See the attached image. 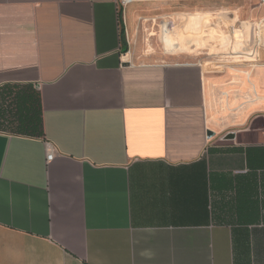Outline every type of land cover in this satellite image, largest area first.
I'll return each instance as SVG.
<instances>
[{"label":"crops","instance_id":"crops-1","mask_svg":"<svg viewBox=\"0 0 264 264\" xmlns=\"http://www.w3.org/2000/svg\"><path fill=\"white\" fill-rule=\"evenodd\" d=\"M120 1L0 0V264H264L263 65L143 60L210 13Z\"/></svg>","mask_w":264,"mask_h":264},{"label":"rangeland","instance_id":"rangeland-1","mask_svg":"<svg viewBox=\"0 0 264 264\" xmlns=\"http://www.w3.org/2000/svg\"><path fill=\"white\" fill-rule=\"evenodd\" d=\"M203 3L204 12L211 14L212 1L203 0ZM237 4L233 0H221L218 4L220 12H216L215 19L207 14L197 24L192 22V18L197 14H189L181 20L173 18L171 26H168L172 30L168 38L170 44L167 45H161L152 40V36H156V34L164 36L163 32L158 30L161 26H153L152 30L147 28L145 38L149 34L153 35L149 36L148 40L137 49L139 55L147 61L163 60L165 62L194 63L205 70L207 69L205 66L215 67L214 65H217L211 71L241 67L251 69L261 65L264 69V20L263 29L257 35L251 25H242V22L252 24L257 23V20L248 22L242 16L239 22L232 23ZM214 7L215 11H218L217 4H214ZM253 7V9L256 8V6ZM260 11L263 12L261 17L264 19V10ZM221 36L226 37L229 41L225 43ZM162 37L160 38L161 42Z\"/></svg>","mask_w":264,"mask_h":264},{"label":"trees","instance_id":"trees-1","mask_svg":"<svg viewBox=\"0 0 264 264\" xmlns=\"http://www.w3.org/2000/svg\"><path fill=\"white\" fill-rule=\"evenodd\" d=\"M25 104H26V102H23V105H25ZM40 126H41L40 119L38 117L37 112H35L32 115V117H28L23 121L24 132L28 133V131H29V134L35 133L37 131V129L40 128ZM25 128H26V130H25ZM37 134H38V132H37Z\"/></svg>","mask_w":264,"mask_h":264},{"label":"built area","instance_id":"built-area-1","mask_svg":"<svg viewBox=\"0 0 264 264\" xmlns=\"http://www.w3.org/2000/svg\"><path fill=\"white\" fill-rule=\"evenodd\" d=\"M132 1L133 0H121L120 3L122 6H126L127 4L131 3ZM255 1H256V4L259 8H264V0H255ZM259 39H258V41H259ZM45 147L47 150L46 160L50 161L55 155V150L49 142L45 143Z\"/></svg>","mask_w":264,"mask_h":264},{"label":"bare ground","instance_id":"bare-ground-1","mask_svg":"<svg viewBox=\"0 0 264 264\" xmlns=\"http://www.w3.org/2000/svg\"><path fill=\"white\" fill-rule=\"evenodd\" d=\"M199 20H201V19H199V16H196V17L192 18V22H194V24H197V22H199Z\"/></svg>","mask_w":264,"mask_h":264}]
</instances>
